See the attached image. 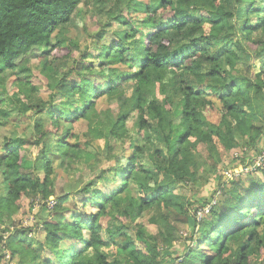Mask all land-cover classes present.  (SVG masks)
Segmentation results:
<instances>
[{"label": "trees", "instance_id": "obj_1", "mask_svg": "<svg viewBox=\"0 0 264 264\" xmlns=\"http://www.w3.org/2000/svg\"><path fill=\"white\" fill-rule=\"evenodd\" d=\"M84 1L108 21L94 37L100 52L89 48L92 60L76 61L58 79L50 47L67 44ZM263 35L264 0H0V125L19 114L32 128L0 148V221L18 213L23 196L55 198L44 242L14 228L6 242L0 237L10 252L6 261L0 250V264H264V168L230 184L219 169L247 165L223 158L240 146L259 151L264 141ZM39 56L53 90L47 102L30 82L27 63ZM65 97V109L52 110ZM211 109L217 122L207 118ZM112 141L130 144L129 156L113 154ZM56 159L70 183L79 174L92 180L78 194L58 195ZM103 159L114 164L95 170ZM111 174L122 187L110 192L100 185ZM180 185L217 188L224 197L197 206L176 194ZM145 213L156 234L145 231ZM189 213L195 225L187 245L181 230Z\"/></svg>", "mask_w": 264, "mask_h": 264}, {"label": "rangeland", "instance_id": "obj_2", "mask_svg": "<svg viewBox=\"0 0 264 264\" xmlns=\"http://www.w3.org/2000/svg\"><path fill=\"white\" fill-rule=\"evenodd\" d=\"M115 1V0H114ZM87 1H84L82 5L79 6L76 13L72 15L69 28L67 30V35L64 36V40H66L67 44L62 46V48H57V43L54 42L53 45L50 47V55L48 56V64L54 66L55 70L58 72L57 78L61 79L63 76L67 75L70 70H72L73 65L76 61H82L87 60L90 61L92 59L87 57L88 49L90 52L95 53L96 55L99 54L100 49L96 50V42L94 41V37L97 36L96 34L103 29V26L107 24V18L103 13H98L94 7L89 6ZM120 28V27H118ZM264 36V35H263ZM108 42H111L114 37L112 35H108ZM45 58H42L39 56V58H35L30 60L28 64L30 70H31V78L30 82L33 87H36L38 89V98L43 100L44 102H47L49 98H51L53 94V90L50 89L48 86V79L45 76L44 73L40 71L39 68V62L43 61ZM11 79L9 81L8 88L9 90H13V86ZM73 80L78 81V78L73 77L70 78V81L73 82ZM97 84H103L102 80L97 81ZM68 101V98L65 97L61 101V103L55 107L53 103V109L56 111H59L64 108V103ZM51 106V107H52ZM102 109L100 111H105L108 109V103H104L102 105ZM112 111L114 114H117V109L115 105H111ZM31 115V113L28 114V116ZM207 118L212 122H217L219 119V113L216 109L208 110ZM115 117L113 116V119ZM62 120V119H61ZM11 123L8 125H0V148L1 146L5 145L6 141L11 140L14 137H25V136H31V121L29 118H23L21 115H12V119L10 121ZM135 126V120L134 117L130 119L128 122V128L134 130ZM56 130V129H55ZM58 131H61V129H57ZM56 130V131H57ZM264 139V137H263ZM264 144L261 143L259 146L262 147ZM97 150L99 148H103L104 142L99 141L96 143ZM113 146V154L118 156H125L128 157L131 152V145L127 144L124 146H119L114 143V141L111 142V147ZM260 151V150H259ZM258 150L254 149H247L245 147H238L235 149H232L226 157H224V160H244L247 162L248 159L253 160L254 157L259 153ZM30 156H35L38 153L37 148L31 147L28 151ZM203 149H199V153L196 156V161L198 166L200 167L204 163H206L205 155H204ZM104 155H106V148L103 152ZM103 155V156H104ZM114 162V161H113ZM59 160H55L54 162V168L57 169L58 177L56 180V192L57 194H78V192L92 180L91 176H88L87 174H79L76 176V182L74 184L70 183L68 181V178L65 174H61L59 171ZM114 163L102 161L101 167H95L94 169L98 171L100 168H110L112 167ZM242 166H238L237 168L233 169L232 167H228L226 169V166L224 167V164L221 163L219 169L223 173V180L230 184L233 180L239 179L241 177L244 178V180L247 178L246 176H241L240 169ZM263 168V167H262ZM119 170V169H116ZM227 170V171H226ZM258 175V174H256ZM108 182L102 183L100 186L105 191H112L113 189L119 190L122 185L116 184L117 178L114 176V174H111L108 176ZM3 177L0 175V194L6 190L4 189L5 184L3 183ZM112 184H116L115 187H113ZM214 189L215 188H201V185H198L196 187L190 186L185 187L184 185H180L176 189V194L180 195L182 198H184V201L190 200L191 202L194 201L197 203V206H201L203 202L211 201V205L213 206L218 202L221 198L224 196L222 194H218L217 196L214 195ZM217 189V188H216ZM215 189V190H216ZM209 192L207 193V191ZM87 195H79L78 197H74L73 200H71L70 206L72 209L74 208H81V202L83 198H85ZM54 200L55 198L52 197ZM49 201V200H48ZM48 201H44V203H33L31 199L27 197H22V202L19 208V211L16 215L11 216L10 218L7 216H4V222L0 221V237H2V240L4 242L9 239V237L12 235L11 231L14 230V228L20 230H30V233L28 236L36 238L39 242H44L45 240V229L44 225L48 221H52L54 217V213L51 214V208L53 207L52 203ZM196 209L194 206L192 210ZM194 212V211H192ZM151 216L149 214L145 213L144 217L142 218V223L145 225V231L149 234H156L157 228L154 225H151L148 220ZM189 218L191 219V223L188 221V223H183L185 226L182 228L181 232V240L182 244H190V241L186 240V237H188V233L192 231V227H194V217L192 214L189 213ZM105 225V223H104ZM194 229V228H193ZM9 230V231H8ZM1 246V245H0ZM0 250L3 251V255L6 257V261L10 260V252L6 250L4 243L3 246L0 247ZM122 256V253L120 254ZM17 260H14L12 264H16Z\"/></svg>", "mask_w": 264, "mask_h": 264}, {"label": "built area", "instance_id": "obj_3", "mask_svg": "<svg viewBox=\"0 0 264 264\" xmlns=\"http://www.w3.org/2000/svg\"><path fill=\"white\" fill-rule=\"evenodd\" d=\"M240 166H242V168L240 169V173H239L241 176L247 177V176L258 174L264 168V144L260 148L259 153L254 157L253 160L248 159L247 165H240ZM49 202H51L54 207L55 200L51 198L48 201V205H49ZM210 210H211V207H207L202 211L200 210L196 215L197 222L202 221L205 215H209ZM172 264H182V258H178Z\"/></svg>", "mask_w": 264, "mask_h": 264}]
</instances>
